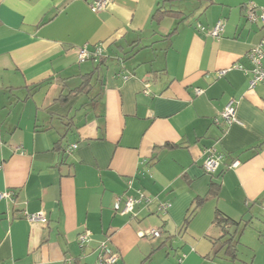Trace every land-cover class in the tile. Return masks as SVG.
I'll use <instances>...</instances> for the list:
<instances>
[{
    "label": "crops",
    "instance_id": "1",
    "mask_svg": "<svg viewBox=\"0 0 264 264\" xmlns=\"http://www.w3.org/2000/svg\"><path fill=\"white\" fill-rule=\"evenodd\" d=\"M91 1L0 0V191L12 193L0 199V264H97L103 241L115 264H231L216 213L251 218L247 227L264 219V81L250 87L236 66L249 68L264 39V21L248 18L264 0H111L99 13ZM158 4L184 19L151 21ZM97 44L100 56L78 61ZM92 71L89 93L62 100ZM231 99L240 123L225 126ZM64 134L78 147L60 161ZM208 147L223 155L219 192L182 227L208 190ZM138 191L150 201L114 210ZM39 211L43 220L25 218ZM150 227L160 237L142 235ZM242 232L232 264H257L239 257Z\"/></svg>",
    "mask_w": 264,
    "mask_h": 264
},
{
    "label": "built area",
    "instance_id": "2",
    "mask_svg": "<svg viewBox=\"0 0 264 264\" xmlns=\"http://www.w3.org/2000/svg\"><path fill=\"white\" fill-rule=\"evenodd\" d=\"M111 0H92L89 3L90 10L94 13H99L104 11L107 6L110 4ZM248 18L251 21H255L260 19L264 21V8L250 7L248 12ZM201 29L203 27L199 25ZM223 24L221 21H217L215 25L210 30V33L218 37L220 32L222 31ZM102 54V44L95 45L92 49H89L87 45H82L78 48L77 51V59L78 61H85L89 58H95ZM247 57L250 62V67L246 68L243 65L237 64L236 66L240 68L245 73H250L249 86L254 87L257 83L264 81V39H262L258 44L252 46L248 52ZM225 70H220L219 75L223 74ZM196 92L200 93L201 90H197ZM220 119L223 125L229 126L231 123H240V121L236 117V102L235 100H229L227 104L224 106V109L220 113ZM76 148V144H72L69 147V150H73ZM205 158L203 162L204 170L209 172H214L221 161L223 155L222 153H218L214 148L208 147L205 149ZM238 162L234 161L232 165H236ZM12 193L8 190L0 191V199L11 198ZM150 201V198H147L142 194V192L138 191L136 196H127L123 199H118L114 203V210L121 215L125 214H134V207L136 204H139L142 200ZM167 205V204H166ZM165 204L161 205L160 209H163ZM25 218L30 221H38L44 219L43 211L28 213ZM142 235L148 237H159L161 235V230L159 228L150 227L142 232ZM78 240L81 244H84L90 240V233L88 231H84L78 236ZM118 259V253L114 251L107 242L103 241L99 245V252L97 258V264H115ZM180 260V258H179Z\"/></svg>",
    "mask_w": 264,
    "mask_h": 264
},
{
    "label": "trees",
    "instance_id": "3",
    "mask_svg": "<svg viewBox=\"0 0 264 264\" xmlns=\"http://www.w3.org/2000/svg\"><path fill=\"white\" fill-rule=\"evenodd\" d=\"M163 17H172L176 18L178 20L184 19L183 14L181 11L176 10V9H170V8H165L163 5H157L156 8L154 9L152 15H151V21L153 22H159L161 18ZM171 33L167 34L164 36V39L157 40L152 42L149 46H152L155 44V42L159 41H164L166 42L167 37L170 36ZM133 47L137 45L136 43L131 44ZM155 50V49H153ZM164 70V69H163ZM163 70H160L158 72H163ZM94 71L84 74L82 76V81L81 83L74 89H72L65 97L62 98V100H67L68 98H72L77 95L78 92H84V93H89L91 90V80H92V75ZM156 73V72H154ZM86 96H89V94H85ZM84 105V104H83ZM73 125L72 119L67 118L65 122L66 129H70L71 126ZM65 134L62 135L55 143H54V149L57 151H60V161H64L66 152L68 151V146L64 145L62 141L64 140ZM76 148L78 147L77 143ZM72 145V144H71ZM70 145V146H71ZM256 147H261V144H258L257 146H254L252 148ZM75 148V149H76ZM210 175V180L208 183V190L206 193L202 196H195L193 199V206L190 208L188 211V214L186 215L184 219V224L182 227L185 226V224L188 223L189 219L194 215L196 212L197 208L201 206L204 202H206L209 199H212L217 196L220 188L219 182H217L213 177H215V171L214 172H209L207 173ZM145 196V195H144ZM146 197V196H145ZM251 222V218L246 219L243 221L242 225L240 226V221L234 220L222 212L218 211L216 213V216L214 218V223L218 225L221 229V236L219 237V245H218V251L222 250L224 254V259L228 260L229 262H235V260H238V249H237V244L239 243V237L242 232V230L248 226V224ZM160 237V236H159ZM87 243V242H86ZM84 243V244H86ZM246 264H250L246 263Z\"/></svg>",
    "mask_w": 264,
    "mask_h": 264
},
{
    "label": "rangeland",
    "instance_id": "4",
    "mask_svg": "<svg viewBox=\"0 0 264 264\" xmlns=\"http://www.w3.org/2000/svg\"><path fill=\"white\" fill-rule=\"evenodd\" d=\"M256 220L242 232L239 257L248 262L254 254V261L258 264L260 261L264 263V219Z\"/></svg>",
    "mask_w": 264,
    "mask_h": 264
}]
</instances>
